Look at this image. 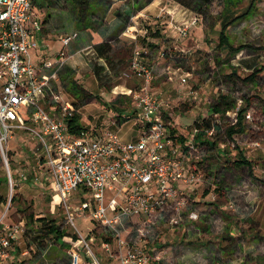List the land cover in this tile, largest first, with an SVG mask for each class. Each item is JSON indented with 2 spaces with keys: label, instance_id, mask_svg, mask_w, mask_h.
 Returning <instances> with one entry per match:
<instances>
[{
  "label": "rangeland",
  "instance_id": "1",
  "mask_svg": "<svg viewBox=\"0 0 264 264\" xmlns=\"http://www.w3.org/2000/svg\"><path fill=\"white\" fill-rule=\"evenodd\" d=\"M35 1L40 14L46 20L53 19V26L59 28L57 26L64 23L67 25L64 30L68 34L73 32L72 30L81 31L87 42L91 41L90 36L96 28H106L115 22L118 23L116 25L127 26L123 30L125 33L135 31L136 26L143 28L144 32L137 33L136 38L132 39L130 36L118 38L122 41L127 39L128 42L133 40L135 47L132 48L129 44L118 43V41L113 43V54L116 55V52L120 51L119 55L125 56L129 61L119 70L110 72V81L105 88L99 87L97 78L92 73V66L97 63L94 58L89 59L85 53H79L70 62L69 65L75 69L80 85L86 92L90 90L94 96L93 102L80 106L82 118L78 120V124L82 128L99 132L106 127L104 124L106 120L113 119L117 115L118 108H130L131 98H124L112 91L116 86H122L117 88V91L127 87L135 89L141 86L142 80L131 73L132 56L134 50L138 49L144 55L143 61L155 67L154 78L150 84L151 91L154 94L159 93L165 101L169 102L170 106L163 109V112L172 114L173 123L174 120L179 119V122L185 125L196 118L205 119L214 125L215 130L209 138L212 143H201L198 157L193 158V163L204 174L206 190L209 191L215 185V191L220 193L217 198L222 197L233 201L238 200V196L244 197L246 194L255 196H258V193L262 194L258 187L264 190V0H149L152 8H149L148 15L143 16L138 8L148 0H84L85 6L90 3L97 5L92 8L89 20L85 21L90 23L87 30L77 25L75 20L84 3H74L73 0ZM180 1L190 8L182 5ZM252 1V8L246 12ZM166 4L179 7L182 16L177 15L172 19L168 12L158 16L159 8ZM153 7L156 8L155 11ZM195 16L200 19L197 27L192 28L187 37L179 36L175 26ZM235 16L240 18L232 22ZM171 19L172 23H170ZM229 20L231 22L225 32L232 44L230 50L221 48L219 45L223 23ZM173 28L175 31L172 30ZM121 33L123 32H113L107 36V39ZM147 37H149L148 40ZM39 44L44 45V40H40ZM45 45L43 48L49 56L56 53L55 48L47 49ZM164 51L165 54H163ZM255 70H257L256 80L247 79ZM182 78L186 81L182 82ZM108 86L112 88L108 90ZM219 95H228L237 105L247 107L246 111L250 113L245 131L234 135L233 139H230L226 133L232 110L224 114H215L212 110V105L216 103ZM67 96L74 104L72 97ZM136 121L137 118L132 117L121 128L118 125L108 127L110 130L117 131L123 138L133 140L136 139L139 129ZM179 127L181 129L186 127L188 130L191 125ZM21 134L26 138L24 158L21 159L20 154H17L22 149L13 148L12 150L9 148L10 140L7 143L10 169L16 183L8 222H21L25 230L27 228L30 229L27 231L32 232L31 229L39 224L36 221L30 222L29 215L32 214L34 219L37 217L55 219V222L70 235L74 234V229L66 221L65 209L61 205H56L52 190L50 192L47 189H38L36 184L39 181L36 180V172L33 173L36 169L35 160L31 154L29 156L30 146L35 140L30 139L31 136L28 134ZM257 142L259 145L256 144ZM240 151L251 161L252 172L247 165L239 164L235 167L233 164V159L238 158ZM28 174L29 179L26 178ZM26 180L31 182L26 183ZM225 188L230 191L226 192ZM0 195L4 198L10 195L5 168L1 162ZM75 197V195L71 197V202L76 206ZM85 197L91 199L92 195L88 193ZM193 203L189 202L191 206L189 208H193L191 205ZM145 219V217L128 218L124 221V226H118L112 233L101 223L94 221L93 223L92 220L83 216L76 218L75 223L83 235H88L95 253L101 258L105 253L101 247L102 241L110 242L115 257L119 254L117 234L126 242L125 247L133 245L134 242L145 244L158 241L162 235L161 230H164L165 237L166 232L162 223L168 226V217L160 222L158 220L151 226L147 225L143 235H140L138 230L144 227ZM194 228L195 226H191L189 229ZM67 237L72 239V236ZM184 244L191 248L194 241L187 239ZM160 245L162 244L159 242L155 243V247ZM43 246H45L43 249L45 254L42 257L37 245L32 244L31 247L35 249L31 251L25 239L21 248L33 252V256L30 257L28 254L22 261L26 264H71V252L74 249L69 245H62L51 238ZM159 252L160 250L156 249L152 254H159ZM83 253L84 259L90 262V258L85 255L86 252L83 251ZM36 256L38 259H35ZM114 260L116 261V258H108L105 263Z\"/></svg>",
  "mask_w": 264,
  "mask_h": 264
},
{
  "label": "built area",
  "instance_id": "2",
  "mask_svg": "<svg viewBox=\"0 0 264 264\" xmlns=\"http://www.w3.org/2000/svg\"><path fill=\"white\" fill-rule=\"evenodd\" d=\"M199 21L195 16L175 27L180 36L187 37ZM42 30L35 0H0V162L10 188V195L0 199V264L12 259L19 235L25 232L20 222H8L16 183L7 143L16 132L28 134L37 142L38 165L50 174L51 190L58 196L66 221L79 239V250L71 253L72 264H103L88 235L76 227L75 219L79 216H89L111 233L118 226H124L128 218L145 217L144 227L138 230L140 235L156 219L168 217L170 229L182 224L185 217L198 220L199 213L189 208L193 196L183 192L180 186L183 184L192 191L196 184L205 183L204 174L193 163L201 145L200 129L193 127L183 145L175 141L163 114L169 102L151 91L154 67L143 61V53L134 50L131 60V73L142 84L128 95L129 111L111 121L116 124L123 119L137 118L141 124L137 139L124 140L109 128L99 135L96 130L83 128L75 133L69 123L79 110L65 98L59 71L66 49L78 38V33L61 38L64 49L54 58L44 57L35 63L33 51L39 48L37 38ZM240 107L238 104L231 109V125L238 121ZM249 118L250 113L246 111L244 122ZM214 130L213 127L204 133L210 138ZM80 189L91 193L92 198H83L76 206L72 205L71 197ZM108 190L113 194L107 199ZM229 208L235 210V205L231 202ZM117 237L119 254L116 257L110 242H101L106 259L117 260L111 264H153L161 259L158 254H152L156 250L136 243L126 247L124 253L126 242L118 234ZM83 251L90 262H84Z\"/></svg>",
  "mask_w": 264,
  "mask_h": 264
},
{
  "label": "crops",
  "instance_id": "3",
  "mask_svg": "<svg viewBox=\"0 0 264 264\" xmlns=\"http://www.w3.org/2000/svg\"><path fill=\"white\" fill-rule=\"evenodd\" d=\"M151 6H152V3L149 4V0H148V2H146L144 5L138 8V11L141 12L142 16L148 15L149 8H152ZM35 7L37 9L36 5ZM153 8H154L153 10L155 11L156 8L155 7ZM164 12H168V14L172 16V19L175 16L177 17V15L182 16L181 15L182 11L179 7L169 6V4H166L159 8L158 16H160L161 13H164ZM40 16L43 22V30L37 38L38 44L40 40H44V45L46 44L45 48L47 49L55 48L56 53L49 56V54H47V52L43 48L44 45L39 44V48L33 51V60L35 61V63H40L42 58L44 57L54 58V56L59 51L64 49V45L62 43L61 38L68 35V33L64 30V27H66L67 25H64V23H61V26H57L59 28H56V26H53V19L49 18L48 20H46L42 14H40ZM172 19L170 23H172ZM116 24L118 23L115 22L107 26L106 28H103V27L96 28L95 32H92L93 34L92 36H90L91 38L90 42H87V40L83 36V33L81 34V31L79 32L78 30H72L73 32L69 33V34H72L74 32H77L78 38L71 43L69 48L66 49L67 51L65 54V60L59 71L60 86L65 95V98L68 99L69 101L71 100L69 99L67 95H69L70 97L72 96L66 91V88H65L67 84L66 77H70L71 75V78H73L80 85V82L78 81L76 77L75 69L71 67V65H69L71 64L70 62L73 61L79 53L80 54L85 53L86 55L89 56V59H91V57L92 59L94 58L99 65H104L106 67L104 73H110L107 68L105 59L97 56V53L95 51V45L108 40L112 43L117 42V41L118 43L119 42L127 43L130 45V47L133 48L135 47L133 40L132 41L130 40L128 42L127 39H123L122 41L118 38H120L121 36H130V38L133 39L137 37V33L139 34V32H144L143 28L134 26L136 28L135 31H131V33H128L126 31L127 33H125L123 30H125L127 26L121 25V24L116 25ZM182 24H179V25H182ZM55 29H61L63 31L56 32ZM172 30H174V28ZM119 31H122L123 33L118 34L117 36L113 38L107 39V36H109L111 33L113 32L116 33ZM58 34L60 35L58 36ZM148 38L149 37H147V40ZM81 49H83V51H81ZM135 50H138V49H135ZM119 53L116 52V56H123L121 54L119 55ZM163 54H165V51ZM154 70H155V67H154ZM92 71H93L92 73L96 76L94 72V66H92ZM97 81H98V78H97ZM98 85L101 88H105L107 86V85H101L99 82H98ZM81 87L84 88L83 86ZM118 87L120 86H116L112 92L116 95L120 94L119 96H122L124 98L128 97L130 91L134 89V87L133 88L127 87L126 89L117 91ZM111 88L112 87H109V86L107 87L108 90H110ZM86 93L91 95V99L83 103L81 107H83L87 103L93 102L92 101L94 98L93 93L90 90ZM156 95H158L159 97H162L159 95V93H156ZM72 99L75 100L73 97ZM81 107L78 108V110H80L79 112L80 119L82 118ZM117 110H118L116 111L117 115L113 118L115 120L118 119L119 116L123 115V113H126L127 111H129V109H122V108H118ZM163 114L166 120L169 122L170 132L173 134L175 141L179 145L185 144L186 138L189 136L190 130L193 127H195L196 123L198 122L203 123L205 121V119L199 120L195 118L194 120H192V122L190 121L189 123H186L184 125L179 122V119L176 121L174 120V123H173V121L171 120L172 118L171 113H167L165 111L163 112ZM113 119L106 120V122H104L106 127H103L101 131L99 132L96 131V134L98 135L102 134L105 128L110 129V127H108L109 125H118L119 128H121L127 121L130 120V118H128L127 120L123 119L121 121H118L116 124H113L111 122ZM136 124L139 127L138 129V135H139L140 130H141V124L138 120L136 121ZM180 125L184 127L191 125V127L188 130L186 129V127L181 129L179 127ZM83 129H88V128H83ZM245 129H246V122H245ZM199 134H201V132ZM138 135L136 136V139ZM30 139H33V138H30ZM123 139L127 140L125 138ZM136 139H133V140H136ZM133 140H127V141H133ZM202 140L209 141L210 144L212 143L205 133H202L201 136H199L198 138V141H202ZM25 141H26V138L23 137V134H21V132H17L15 137L12 138L9 142V148H11L12 150L13 148L22 149L21 151L22 153L21 152L17 153V154H20L21 159L24 158L25 156L24 155L25 154V150H24ZM36 150H37V142L32 141V144L30 146L29 156L31 154L32 158H34L35 160L34 166L36 167V169H34L33 173L36 172L35 174L39 177L38 179L39 183L36 185L38 186V189H42V190L47 189L51 192L50 174L46 170L41 169L39 167L38 162H37L38 157L36 155L37 154ZM240 158L241 156L239 152L238 158L236 157L233 159L234 161L233 164L235 165V167L236 165L240 164L238 162ZM252 169H253V166H252ZM26 178L27 179L30 178L29 174L26 176ZM25 182L30 183L31 181L29 182L26 180ZM260 184L261 186H263L261 182ZM180 187L183 192L187 194L190 193L191 196L194 197L193 198L194 203L191 204L193 207L192 209H195L199 213L200 217L196 221L190 220L189 218L185 217L183 223L175 227L174 229H170L165 223H162V227L165 229V232H166L165 237L163 235L164 230H161L162 235L160 237V240L158 241H155V242L153 241L150 243L148 242L145 244H143L142 242H136L138 246L145 245L147 246L148 249L150 247V249L152 250H156V249L160 250L159 254L158 253L157 254L160 256L161 259L158 261H154L153 264H264V190L258 187V190L262 192V194L258 193V196L246 194V196L244 197L238 196V200L233 201V200H225L222 197L217 198L218 194L220 195V193L215 191V187H216L215 185L212 187V189L210 188L209 191L206 190L207 189L206 183L196 184L195 189L192 191L190 189H187L183 184ZM225 190L226 192L230 191L227 188H225ZM88 193L89 192L84 189H80L76 191L73 194L76 196L75 197L76 200L74 201H77L76 203L78 204L83 198L88 199L85 197ZM112 194L113 192L108 190L106 193L107 199ZM53 197L55 199L56 205L59 206L58 196L53 194ZM2 198L3 196L0 195V199ZM231 202L235 205V210H232L229 208V203ZM109 214L111 215V212H109ZM83 217H86L92 220L89 216H83ZM158 220L160 222L162 219H156V222ZM93 221L94 220H92V222ZM191 226H195V228L189 229ZM27 230L28 229L26 228L25 232ZM25 232L19 235L18 244L12 250V259L10 261H6L1 264H26L22 261L23 258H25V256L28 254L30 257L33 256V254L27 249L21 248L22 242H24L26 239ZM187 239L194 241V244L193 246H191V248L185 246L184 244L187 241ZM156 242L157 243L159 242L162 245L155 247ZM151 243H154V244H151ZM126 250L127 248L125 247L123 249V252L125 253ZM43 251H44L43 249L40 251L42 253L41 254L42 257L45 254V251L44 252ZM103 254L104 255H102L101 257L103 264H111V263H105V260L107 259H105L106 258L105 253ZM81 255L85 262L86 260L84 259V256H83L84 253L81 252ZM35 259H38V256H36Z\"/></svg>",
  "mask_w": 264,
  "mask_h": 264
},
{
  "label": "trees",
  "instance_id": "4",
  "mask_svg": "<svg viewBox=\"0 0 264 264\" xmlns=\"http://www.w3.org/2000/svg\"><path fill=\"white\" fill-rule=\"evenodd\" d=\"M73 1L74 3H78V2L84 3L83 8L79 12L77 19L75 20H76L77 25L82 26L83 28L86 29L87 27L90 26V23H87L85 21L89 20V16L90 14H92V11H93L92 8L97 5L96 3H90L89 5L85 6L86 1L84 0H73ZM253 1L251 2L246 12H249L250 9L252 8ZM180 3L184 6H187L182 1H180ZM239 18L240 16L233 17L232 22ZM230 22L231 20L224 21L223 29L220 32V41H219V45L221 48H227L229 50L232 49L231 48L232 44L230 43L228 39L229 37L227 36L225 31ZM95 51L98 57L105 59L109 72L119 70L121 67H123V65H125L129 61L128 58H126L125 56L114 55L113 54L114 45L112 42L108 40L103 41L99 44H96ZM105 69L106 67L104 65L102 66V65H99L98 63L94 65V72L98 78V82L101 85H108L110 81V73L108 74L104 73ZM256 76H257V70L253 71L247 77V79L255 81ZM66 82H67L66 87H65L66 91L75 99L74 106L76 109H78L80 106H82L83 103L91 99V95L87 94L85 90L73 78H71V75L70 77H66ZM236 105H237L236 102L231 100L228 95H219L216 103L212 105V110L215 113L224 114L226 111L233 109ZM246 110H247V107H240V109L237 112L238 121L233 125L229 124L228 127L226 128L227 136L230 139H233L234 135L241 133L245 130L244 120H245ZM79 119H80V113H76L75 117L69 123V125L71 126V130L75 133H77L79 129H82V127L78 124ZM195 127H198L202 134L205 132V130L213 128L214 125H211L209 121H204L203 123H200V122L196 123ZM201 134L198 135V138L199 136H201ZM203 142L210 143L209 141H203V140L200 141V143H203ZM240 156L241 158L238 160V162L242 165H247L250 169V172H252L251 162L247 158H245V156L243 155L241 151H240ZM29 218H30V222L34 223V215L32 214L29 215ZM35 221L39 222V224L34 229H31L33 231L25 232V237L28 241L29 248L31 247L32 244H36L37 248L39 250H42L45 247L43 246V244L48 239L53 238L56 241L60 242L62 245H69L72 249L79 250V239L76 236V234L70 235L63 227H61V225L55 222V219H47L46 217H37L35 218ZM67 236H72V239H69V237ZM30 250L34 251L32 247Z\"/></svg>",
  "mask_w": 264,
  "mask_h": 264
},
{
  "label": "bare ground",
  "instance_id": "5",
  "mask_svg": "<svg viewBox=\"0 0 264 264\" xmlns=\"http://www.w3.org/2000/svg\"><path fill=\"white\" fill-rule=\"evenodd\" d=\"M101 63H103V62H101ZM103 66V65H102ZM108 74V73H107ZM104 76V75H103Z\"/></svg>",
  "mask_w": 264,
  "mask_h": 264
}]
</instances>
